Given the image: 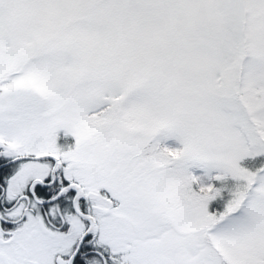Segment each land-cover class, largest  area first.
I'll return each mask as SVG.
<instances>
[{"label":"snow or ice","instance_id":"obj_1","mask_svg":"<svg viewBox=\"0 0 264 264\" xmlns=\"http://www.w3.org/2000/svg\"><path fill=\"white\" fill-rule=\"evenodd\" d=\"M0 264H264V0H0Z\"/></svg>","mask_w":264,"mask_h":264}]
</instances>
